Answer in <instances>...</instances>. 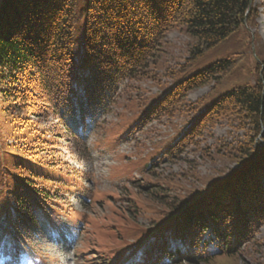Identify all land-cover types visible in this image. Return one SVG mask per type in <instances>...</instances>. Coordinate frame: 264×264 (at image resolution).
<instances>
[{"label": "trees", "instance_id": "trees-1", "mask_svg": "<svg viewBox=\"0 0 264 264\" xmlns=\"http://www.w3.org/2000/svg\"><path fill=\"white\" fill-rule=\"evenodd\" d=\"M251 1L0 0V98L4 109L16 112L21 128L29 123L14 144L0 143V264H38L40 251L31 241L37 224L69 216L75 211L70 195L89 193L81 185L87 175L65 161L59 147L68 140L88 151L86 131H75L70 122L90 115L96 123L95 114L109 113L124 81L143 77L157 63L171 29L180 27L196 39L190 52L198 59L253 14ZM233 67L230 58L220 59L173 84L130 132L174 113L189 91ZM204 105L197 102L191 111ZM33 116L57 122L42 126ZM225 117L248 122L253 132L232 147L240 164L182 202L161 194L150 233L117 253L93 243L100 252L93 264L207 262L217 254H239L257 239L264 227V83L216 97L163 157L180 159L207 126Z\"/></svg>", "mask_w": 264, "mask_h": 264}, {"label": "rangeland", "instance_id": "rangeland-1", "mask_svg": "<svg viewBox=\"0 0 264 264\" xmlns=\"http://www.w3.org/2000/svg\"><path fill=\"white\" fill-rule=\"evenodd\" d=\"M253 7V14L237 30L198 59H193L190 52L196 39L180 27L171 29L157 63L143 77L124 81L109 113L95 114L96 123L90 115L86 121L70 122L81 133L95 125L84 138L88 151L68 140H61L59 146L62 158L87 175L81 185L89 193L75 191L70 195L75 211L67 217L58 216L56 222L67 228L53 227V217L47 224H39L31 237L40 251L38 264H93V256L100 253L95 248L117 253L150 233L163 200L161 194H166L168 200L176 196L182 202L240 164L242 158L232 156V147L253 132L248 122L235 117L221 118L207 126L197 138L199 143L191 145L180 159H166L163 153L198 121L216 97L234 87L264 83V0H254ZM82 27L80 18L75 26L77 39L82 38ZM224 58H230L234 67L223 78L189 91L177 111L130 132L173 84ZM197 102L205 105L194 113L191 107ZM5 105L0 98V143L7 140L14 144L16 137L29 129V123L21 128L16 112L4 109ZM33 119L38 120L35 116ZM56 122L54 117L38 120V124L50 127ZM154 162V168L148 170ZM144 184L150 187L145 189ZM69 227L78 231L76 235ZM187 264H264V227L239 254L221 253L207 262Z\"/></svg>", "mask_w": 264, "mask_h": 264}, {"label": "water", "instance_id": "water-1", "mask_svg": "<svg viewBox=\"0 0 264 264\" xmlns=\"http://www.w3.org/2000/svg\"><path fill=\"white\" fill-rule=\"evenodd\" d=\"M253 2L251 1V4H252Z\"/></svg>", "mask_w": 264, "mask_h": 264}]
</instances>
